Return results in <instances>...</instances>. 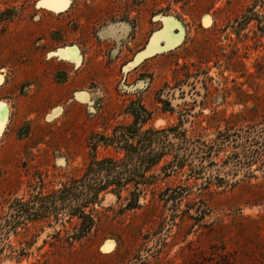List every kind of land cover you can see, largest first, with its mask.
<instances>
[{"label":"rangeland","instance_id":"obj_1","mask_svg":"<svg viewBox=\"0 0 264 264\" xmlns=\"http://www.w3.org/2000/svg\"><path fill=\"white\" fill-rule=\"evenodd\" d=\"M39 1L0 0V264H264V0ZM135 121L176 132L77 238L60 191Z\"/></svg>","mask_w":264,"mask_h":264},{"label":"trees","instance_id":"obj_2","mask_svg":"<svg viewBox=\"0 0 264 264\" xmlns=\"http://www.w3.org/2000/svg\"><path fill=\"white\" fill-rule=\"evenodd\" d=\"M139 128L140 126L135 121L124 125L120 128L119 134L116 133L117 135H115L112 142L121 144L119 147L124 149L125 153L121 159L106 157L96 163H91L83 175L72 182L71 186L60 191L58 199L61 200L62 204L69 205V202L76 201L75 214L81 220L76 235L77 238L88 233L95 220L92 211L85 212L83 208L86 205L98 203L100 193L106 191L111 185L117 186L113 190H119L122 185L134 181L135 178L144 180V174L141 172L156 164L167 152L164 146H160L159 151L156 152L149 148L150 143L154 140L153 135H157L155 139L165 143L162 138L166 137L168 133L176 132V126H169L156 131L147 129L142 133H139ZM140 135L142 138L137 140L140 145L133 147L131 139ZM184 141L186 140L184 139ZM186 148L177 144L175 149L184 153L179 159L175 156L176 159L167 163V166L183 167L184 156L187 157ZM141 182L146 183V180ZM135 191L128 200L126 207L137 206L140 190L136 189Z\"/></svg>","mask_w":264,"mask_h":264},{"label":"bare ground","instance_id":"obj_3","mask_svg":"<svg viewBox=\"0 0 264 264\" xmlns=\"http://www.w3.org/2000/svg\"><path fill=\"white\" fill-rule=\"evenodd\" d=\"M65 1V0H64ZM54 4L55 3H57V0H53L52 1ZM50 3V2H49ZM53 3H51L52 5H53ZM60 2H58L57 4H59ZM64 2H62V4H63ZM65 4V3H64ZM61 5V4H60ZM62 6V5H61ZM172 22V21H171ZM166 28V27H165ZM164 28V29H165ZM164 31V30H163ZM167 32V31H166ZM179 33V32H178ZM165 34V33H164ZM162 35V38H163V40H164V43H165V46H169V47H171V45L173 44V42L175 41V39H176V35H174L172 32H167L165 35ZM159 37V36H158ZM157 37V38H158ZM156 38V39H157ZM159 38H161V37H159ZM162 40V41H163ZM157 41H159V40H157ZM151 46V50H153V49H156V51H157V47H158V43L157 42H155V41H151V45L149 44L148 45V47H150ZM164 47V46H163ZM166 48V47H165ZM168 48V47H167ZM69 51V50H68ZM67 51V52H68ZM71 51V50H70ZM70 53V52H69ZM144 53H145V51H144ZM134 62V61H133ZM1 116V115H0Z\"/></svg>","mask_w":264,"mask_h":264},{"label":"water","instance_id":"obj_4","mask_svg":"<svg viewBox=\"0 0 264 264\" xmlns=\"http://www.w3.org/2000/svg\"><path fill=\"white\" fill-rule=\"evenodd\" d=\"M46 1H47V0H40V1H39V4H40V5H43V3L45 4ZM159 31H161V30H159ZM159 31H157V32H159ZM157 32H155V33L153 34V36H154ZM172 33H173L174 35L177 36L176 39H175V41H174V43H173V45H174L175 42L178 40L180 34H178V33H176V32H172ZM153 36H152V37H153ZM152 37H151V38H152ZM164 44H165L164 42H162V43L159 42V44H158V50L166 49V48H163ZM145 49H146V48H145ZM145 49H144V50H145ZM144 50H143V51H144ZM141 52H142V51H141Z\"/></svg>","mask_w":264,"mask_h":264},{"label":"snow or ice","instance_id":"obj_5","mask_svg":"<svg viewBox=\"0 0 264 264\" xmlns=\"http://www.w3.org/2000/svg\"><path fill=\"white\" fill-rule=\"evenodd\" d=\"M57 2H60V0H57ZM0 108H2V106H0Z\"/></svg>","mask_w":264,"mask_h":264}]
</instances>
